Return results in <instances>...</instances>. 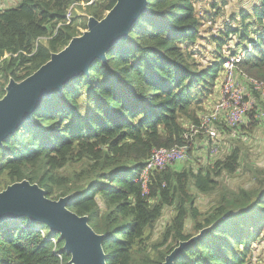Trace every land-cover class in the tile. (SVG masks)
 I'll use <instances>...</instances> for the list:
<instances>
[{
    "label": "trees",
    "instance_id": "trees-1",
    "mask_svg": "<svg viewBox=\"0 0 264 264\" xmlns=\"http://www.w3.org/2000/svg\"><path fill=\"white\" fill-rule=\"evenodd\" d=\"M77 1L19 0L0 9V99L10 79L21 82L34 74L87 30L90 17L102 20L117 2L98 0L80 7L84 16L67 21ZM197 2L148 0V11L107 52L106 63L95 60L89 75L45 99L0 146V191L26 180L49 199L71 196L68 209L87 217L103 236L106 264H164L180 243L205 229L174 264L260 263L255 245L264 243V168L242 163L237 144L213 167L170 164L150 172L147 189L141 179L153 150L188 145L189 162L193 150L211 143L186 135L206 115L230 59L222 55L230 35L240 44L251 29L263 28L252 47L239 50L236 43L231 56L242 55L234 66L264 83V0L229 22L239 21V27L224 38L215 35L220 54L206 66L194 52L204 25ZM221 11L209 21L215 23ZM262 116L261 110L249 115L252 128ZM219 126L221 140L235 136L234 129ZM239 172H249V188L230 189L219 180ZM198 194L214 197L209 211L197 205ZM64 243L59 233L27 217L7 221L0 224V264H70Z\"/></svg>",
    "mask_w": 264,
    "mask_h": 264
},
{
    "label": "water",
    "instance_id": "water-1",
    "mask_svg": "<svg viewBox=\"0 0 264 264\" xmlns=\"http://www.w3.org/2000/svg\"><path fill=\"white\" fill-rule=\"evenodd\" d=\"M148 0H117L102 20L88 19L87 30L73 38L61 52L34 74L21 82L10 79L5 95L0 99V146L3 141L55 92L81 74L89 75L91 65L99 59L106 63L107 52L128 36L130 29L147 9ZM72 197L59 200L47 198L37 184L22 181L0 191V224L27 217L32 223L47 225L64 240V251L71 256L70 264H106L103 236L94 232L87 217L68 209ZM208 229L187 242L179 244L166 257L164 264H174L184 249L196 243Z\"/></svg>",
    "mask_w": 264,
    "mask_h": 264
},
{
    "label": "rangeland",
    "instance_id": "rangeland-1",
    "mask_svg": "<svg viewBox=\"0 0 264 264\" xmlns=\"http://www.w3.org/2000/svg\"><path fill=\"white\" fill-rule=\"evenodd\" d=\"M18 2L19 0H0V9L13 7ZM256 2L257 0H225V2H223V0H198V2L196 3V16L202 23H204V25L201 28V37L199 42L194 47V52L196 54L195 57L197 58V63L200 64V66H206V63H211L216 59V57L220 53L217 49V44L214 43V40L217 38H224L229 32L228 29L232 31L235 27H239V21L232 23V25L229 22L239 17L241 11L252 8L255 4H257ZM223 3H225V5H223ZM213 4H216L217 7H213ZM219 8L222 11L216 19L215 23L209 21L211 20L209 15H213L214 13H216ZM75 14L78 16H84L85 11L79 8L78 10H75L74 15ZM262 30V27L257 28V30L251 29L248 39L240 44V41L237 43V41L239 40L237 36L230 35L228 37L229 42L222 50V55H225L226 57H229L231 60H233L231 52L236 48L235 44H239V50L247 49L250 45L252 47V43L255 41L257 42ZM215 35L218 37L216 38ZM232 72L233 74L231 75V72L229 70L222 71L219 78V85L217 86L214 96L207 102L204 114H206L205 116H207L211 112V109L221 100L223 95V88L228 79L231 77L235 79L238 90L241 92V96L243 97L242 104L244 103L245 105L250 107L249 113L244 118V121H242V123L237 127L239 131L236 130L237 128L234 129L235 136L227 137L226 135H224L221 140L220 135V138L216 144L218 148V152L216 154L210 153L209 148L212 145L211 142L210 144H206L199 151H197L196 149L193 150L191 160L187 162L186 159L189 158L187 156L184 161H181L182 163H184L181 164V167L187 169L189 168V166L202 168H206L208 166L213 167V162L223 159L224 156L229 153L232 144L235 143L242 150V163L247 162L250 163V165H252L253 167L257 166L260 168H264V116L260 118V125H257V127L254 128H252L253 121L249 120V115L252 112L259 110L264 112V84L262 85L260 91H257L251 84V81H259L249 77L243 71H239L238 68L235 69L234 67V69H232ZM255 94H260L262 98L256 100L254 96ZM186 128H188V125L186 126ZM204 137L207 138L206 136ZM203 139L200 140L201 144L204 143ZM208 153H210V155H208ZM178 158L181 159L182 157ZM219 180L220 182H223L225 184L224 186L235 190L240 188H249L250 186L249 172H239L235 177L222 176V179ZM196 202L197 205L203 210V212H207L213 207L214 197L198 194ZM172 212V209H167L166 213L170 215L172 214ZM186 232H191L190 222H187ZM263 232L264 230L262 231V233ZM154 239H156V236ZM261 240L264 241V233ZM255 248H258L257 255L259 256V264H264V243L262 245H255Z\"/></svg>",
    "mask_w": 264,
    "mask_h": 264
},
{
    "label": "built area",
    "instance_id": "built-area-1",
    "mask_svg": "<svg viewBox=\"0 0 264 264\" xmlns=\"http://www.w3.org/2000/svg\"><path fill=\"white\" fill-rule=\"evenodd\" d=\"M98 0H78L77 3L72 6L67 12V21H70L73 16L75 10L80 7H87ZM242 55H238L233 57V60L229 59L224 68L233 74L232 69H234V63L239 62ZM235 69H237L235 67ZM251 84L257 91H260L262 85L264 83H259L256 81H251ZM224 85V82H223ZM222 85V88H223ZM243 97L241 96V92L238 90L237 83L233 77L229 78L223 88V95L221 100L212 108L211 112L207 116H203L200 120L198 126H192L190 128V132L186 135V139H192V137L196 136H206V140L212 142L210 149V153L216 154L218 152V148L216 146L217 139L220 136L219 132L221 126L219 124L224 123L228 128L236 129L247 114L250 111V107L242 104ZM189 146L186 145L184 147L172 148V149H156L153 150L150 160L145 166L141 179L143 180V186L147 189L150 172L154 170H163L170 164H174L177 162L184 161L188 156ZM178 157H182L179 159Z\"/></svg>",
    "mask_w": 264,
    "mask_h": 264
},
{
    "label": "clouds",
    "instance_id": "clouds-1",
    "mask_svg": "<svg viewBox=\"0 0 264 264\" xmlns=\"http://www.w3.org/2000/svg\"><path fill=\"white\" fill-rule=\"evenodd\" d=\"M248 52H251L250 50H248ZM202 118V117H201Z\"/></svg>",
    "mask_w": 264,
    "mask_h": 264
}]
</instances>
